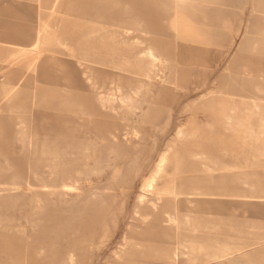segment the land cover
<instances>
[{"label":"rangeland","instance_id":"obj_1","mask_svg":"<svg viewBox=\"0 0 264 264\" xmlns=\"http://www.w3.org/2000/svg\"><path fill=\"white\" fill-rule=\"evenodd\" d=\"M0 264H264V0H0Z\"/></svg>","mask_w":264,"mask_h":264},{"label":"bare ground","instance_id":"obj_2","mask_svg":"<svg viewBox=\"0 0 264 264\" xmlns=\"http://www.w3.org/2000/svg\"><path fill=\"white\" fill-rule=\"evenodd\" d=\"M100 15V14H99ZM134 15V14H133ZM99 18V17H98ZM110 18V17H109ZM122 19H124V18H122ZM141 19V18H140ZM119 20V19H118ZM121 22V21H120ZM119 24V23H118ZM128 25V24H127ZM113 27V26H112ZM114 28H116V27H114ZM120 29V28H119ZM122 29V28H121ZM137 30V29H136ZM131 31V30H130ZM121 32V31H120ZM136 32V31H135ZM161 32V31H160ZM146 33V32H145ZM85 45H86V43H84ZM91 74V73H90ZM90 74H88V76H90ZM97 75V74H96ZM95 75V76H96ZM88 76H86V77H88ZM94 78V77H93ZM90 79V78H89ZM96 79V78H95ZM94 79V80H95ZM87 80V79H86ZM102 81V80H101ZM107 81V80H106ZM98 83V82H97ZM92 84H94V83H92ZM96 84V83H95ZM110 84H112V83H110ZM109 84V85H110ZM98 87V86H97ZM107 87V86H106ZM46 100V99H45ZM47 100H48V98H47ZM49 100H51V99H49ZM69 100H70V98H69ZM45 102V101H44ZM66 102V101H65ZM64 102V103H65ZM61 103V102H60ZM46 104H47V102H46ZM52 105V104H51ZM65 107H67V102L65 103ZM71 106V105H70ZM80 106V105H79ZM83 106V105H82ZM74 107V106H73ZM85 107V106H84ZM68 108V107H67ZM82 108V107H81ZM80 108V109H81ZM92 108V107H91ZM69 109H71L70 107H69ZM77 109V108H76ZM56 110V109H55ZM71 110H73V109H71ZM79 110V109H78ZM78 110H76V111H78ZM93 111V110H92ZM87 112H89V111H87ZM89 114V113H88ZM20 177V176H19ZM21 179V178H20ZM152 180H154V178L152 179ZM3 181V180H2ZM25 181V180H24ZM25 184V183H24ZM26 186V185H25ZM20 189V188H19ZM34 189V188H33ZM24 190V189H23ZM15 191V190H14ZM12 192V191H11ZM9 205V204H8ZM171 205V204H170ZM168 206V208L166 209V210H164V212H165V214H166V216L168 217V219L169 220H172V216L174 215V207H173V205L172 206ZM4 206H6V205H4ZM13 207V206H12ZM3 209H4V207H3ZM160 209V208H159ZM8 212H10V210L8 211ZM159 212V211H158ZM3 213V212H2ZM160 215H161V213H159ZM164 214V215H165ZM162 218V217H161ZM2 219V218H1ZM164 219H167V218H164ZM151 244V243H150ZM156 244V243H155ZM162 244V243H161ZM149 246V245H148ZM153 248V247H152ZM155 248V247H154ZM153 248V249H154ZM150 250H151V248H150ZM152 251V250H151ZM156 251V250H155ZM154 251V252H155ZM149 252V251H148ZM148 252H146V253H148ZM141 254V253H140ZM144 254V253H143ZM146 255V254H145ZM147 255H149V254H147ZM156 255V254H155ZM160 255V254H159ZM157 256V255H156ZM4 259H5V257H3ZM23 260V259H22ZM151 260H154V259H151ZM156 260V259H155ZM158 261V260H157ZM160 261V260H159ZM14 262V261H13ZM162 262V261H161ZM22 263H24V261L22 262ZM146 263V262H145ZM148 263V262H147ZM157 263V262H156Z\"/></svg>","mask_w":264,"mask_h":264}]
</instances>
